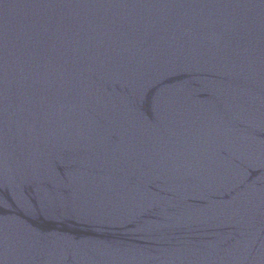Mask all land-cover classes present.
I'll list each match as a JSON object with an SVG mask.
<instances>
[{"label":"water","instance_id":"95a60500","mask_svg":"<svg viewBox=\"0 0 264 264\" xmlns=\"http://www.w3.org/2000/svg\"><path fill=\"white\" fill-rule=\"evenodd\" d=\"M0 264H264V0H0Z\"/></svg>","mask_w":264,"mask_h":264}]
</instances>
